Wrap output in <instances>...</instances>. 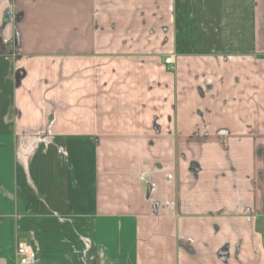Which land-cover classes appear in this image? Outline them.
Masks as SVG:
<instances>
[{
	"label": "crops",
	"instance_id": "1",
	"mask_svg": "<svg viewBox=\"0 0 264 264\" xmlns=\"http://www.w3.org/2000/svg\"><path fill=\"white\" fill-rule=\"evenodd\" d=\"M0 28V264H264V0H0Z\"/></svg>",
	"mask_w": 264,
	"mask_h": 264
},
{
	"label": "rangeland",
	"instance_id": "2",
	"mask_svg": "<svg viewBox=\"0 0 264 264\" xmlns=\"http://www.w3.org/2000/svg\"><path fill=\"white\" fill-rule=\"evenodd\" d=\"M162 59H164V58H162ZM63 63H65L64 60H63ZM22 72L23 71H21L20 74ZM114 87H115V84L114 83H110V87H109V88H111L110 89V93L111 92H113V93L116 92V89H114ZM199 98L201 100H203L202 96H199ZM156 100L157 99L154 98V101H156ZM155 104H157V103H155ZM58 106L59 105L57 103L56 104L54 103L53 105H51L50 109H48V112L55 111ZM159 111H160V109L158 107H156L155 112H159ZM197 121L199 122V124L203 123V116H202V114L200 112H199V114H197ZM200 146H202V145L200 144ZM200 146L199 145H195L194 148H196V150L198 149V151H200ZM25 150H26L25 153L29 154L31 152V150H32V147L31 148H27ZM226 160H227V158H226V153L225 152H220V153L217 154V158H216L217 162H226ZM0 175L2 176V177L1 176L0 177L3 178L4 181H11L12 180L11 179L12 175H10V166L7 165V162L5 161V159L1 158V156H0ZM3 205H5L4 209L8 208L10 210V207H9L10 205H9L8 202H5V204H3ZM4 209H3L2 204H0V211H2V210L5 211ZM259 224H260V226H262V220L261 219L259 221ZM108 238H109V240L110 239L112 240V234H109ZM16 243H18V241Z\"/></svg>",
	"mask_w": 264,
	"mask_h": 264
},
{
	"label": "built area",
	"instance_id": "3",
	"mask_svg": "<svg viewBox=\"0 0 264 264\" xmlns=\"http://www.w3.org/2000/svg\"><path fill=\"white\" fill-rule=\"evenodd\" d=\"M167 64H174L173 56L166 58ZM16 255L19 257V264H37L35 251L32 245L27 242H19L16 245Z\"/></svg>",
	"mask_w": 264,
	"mask_h": 264
},
{
	"label": "trees",
	"instance_id": "4",
	"mask_svg": "<svg viewBox=\"0 0 264 264\" xmlns=\"http://www.w3.org/2000/svg\"><path fill=\"white\" fill-rule=\"evenodd\" d=\"M4 42L2 39V28H0V46H3Z\"/></svg>",
	"mask_w": 264,
	"mask_h": 264
}]
</instances>
